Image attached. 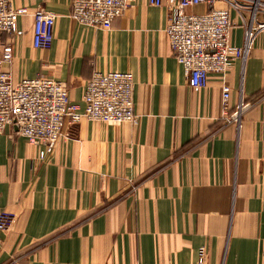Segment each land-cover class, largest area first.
I'll list each match as a JSON object with an SVG mask.
<instances>
[{
	"label": "crops",
	"instance_id": "0c3cea01",
	"mask_svg": "<svg viewBox=\"0 0 264 264\" xmlns=\"http://www.w3.org/2000/svg\"><path fill=\"white\" fill-rule=\"evenodd\" d=\"M163 1L134 0L103 29L77 23L72 0H12L27 9L2 37L14 82L53 77L83 105L96 71H131L139 118L67 121L51 151L14 126L0 133V212L12 217L0 264H264V30L235 57L251 14L232 9V65L195 89L165 31ZM41 10L57 15L49 49L34 47ZM224 83L230 115L245 103L241 125L222 118Z\"/></svg>",
	"mask_w": 264,
	"mask_h": 264
},
{
	"label": "built area",
	"instance_id": "2783aa9c",
	"mask_svg": "<svg viewBox=\"0 0 264 264\" xmlns=\"http://www.w3.org/2000/svg\"><path fill=\"white\" fill-rule=\"evenodd\" d=\"M134 0H72V18L79 24L108 29L128 9ZM163 6V0H149ZM217 2L226 6L218 7ZM207 4L204 13L189 9ZM169 21L165 29L178 61L183 65L192 87L207 86L212 74L225 77L232 65L230 17L232 9L241 14L249 12L246 38L235 57L245 58L253 48L257 35L264 30V0H168ZM26 8H15L12 0H0V133L14 126L16 133L33 145H42L45 150L54 149L64 136V125L83 120L101 121L110 124L137 122L135 110V78L131 71H96L87 81L83 105L70 98L68 87L61 80L46 75L23 77L14 82L4 70L5 62L11 63L14 50L3 42L4 34L18 31V20L26 14ZM262 15L263 18H260ZM57 15L41 10L34 18V47L49 49L55 38ZM231 87L224 83L223 115L225 122L241 125L245 111L242 101L233 115L229 114ZM11 215L0 212V231L8 229ZM200 259L205 249H199Z\"/></svg>",
	"mask_w": 264,
	"mask_h": 264
}]
</instances>
